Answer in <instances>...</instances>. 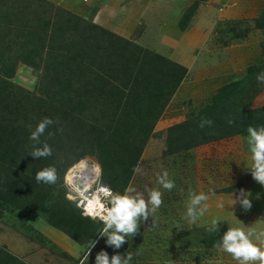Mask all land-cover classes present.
Masks as SVG:
<instances>
[{
  "label": "trees",
  "instance_id": "1",
  "mask_svg": "<svg viewBox=\"0 0 264 264\" xmlns=\"http://www.w3.org/2000/svg\"><path fill=\"white\" fill-rule=\"evenodd\" d=\"M255 22L264 29V7ZM18 64L42 72L34 96L19 94L12 82ZM261 71L263 64L249 67L242 78L220 87L194 120L173 126L177 150L264 125V109L239 105ZM186 75L184 66L48 0H0V179L15 178L9 187L2 181L4 198L28 214L37 212L42 195L35 172L52 164L62 172L85 156H94L102 166L104 183L123 192ZM46 116L59 117L64 133L48 140L52 157L33 160L27 156V125L34 127ZM205 117L214 123L201 129ZM15 263L18 259L0 248V264Z\"/></svg>",
  "mask_w": 264,
  "mask_h": 264
},
{
  "label": "rangeland",
  "instance_id": "2",
  "mask_svg": "<svg viewBox=\"0 0 264 264\" xmlns=\"http://www.w3.org/2000/svg\"><path fill=\"white\" fill-rule=\"evenodd\" d=\"M50 2L71 12L60 2ZM261 2L264 4V0ZM192 9L191 6L189 14ZM93 11L94 8H88L85 16L91 17ZM221 26L223 28L216 34L220 49H205L195 55L194 67L187 68L185 79L144 146L137 164L141 171L133 173L129 182L145 199L148 195L145 188L163 192L164 203L156 213L155 227L151 219L145 224L141 222L139 234L114 250L106 246V238L96 234L102 225L82 217L75 204L65 199L67 188L63 186V178L67 168L59 172L61 180L57 185H40L39 209L31 214L4 198L2 189L6 186L2 181L9 187L15 179L6 177L0 179V248L18 259L17 264H81L91 239L97 242L85 264H95V256L101 250L106 251L109 258L117 253L132 252L133 264H238L213 244L228 227L264 229V187L244 170L251 166L247 133L177 150L175 142L179 136L171 131L177 124L194 120L220 87L242 78L249 67L262 64L264 67V29L257 28L255 18ZM244 44L249 49H225ZM41 75L40 70L18 64L12 82L19 88V94H31V97ZM246 90L239 102L241 109H264V85L254 78ZM81 160H86L88 166L99 164L94 156H85L74 164ZM164 170L176 184L170 192L157 183V175ZM241 189L251 193L253 207L248 212H244L239 203L234 204L233 198ZM193 192L209 194L205 202L208 210L195 224H189L183 217ZM213 219L220 223L219 232L210 230ZM74 238H79L81 243ZM21 241L29 243L24 252Z\"/></svg>",
  "mask_w": 264,
  "mask_h": 264
},
{
  "label": "clouds",
  "instance_id": "3",
  "mask_svg": "<svg viewBox=\"0 0 264 264\" xmlns=\"http://www.w3.org/2000/svg\"><path fill=\"white\" fill-rule=\"evenodd\" d=\"M124 11L126 8H121V12ZM255 79L258 84L264 85V71L257 73ZM213 123V120L205 117L200 120L199 127L201 129L212 127ZM228 123L231 125L234 120H229ZM27 128L30 133L28 136L30 150L27 152V156L32 157L33 160H47L52 157L54 150L48 140L54 139L57 134L64 133L59 117L55 119L43 117L37 120L34 127L29 123ZM53 128L55 131L50 130ZM246 132L251 166L244 170L251 174L255 182L264 187V125L248 126ZM41 137H45V139L42 140ZM25 148L28 149L29 145H26ZM140 171L139 165L134 166V174ZM101 177L102 166L99 164L89 168L86 160H81L78 164L72 165L63 178V186L67 188L65 199L75 204L82 217L99 222L102 227L96 234L100 238H106L107 247L119 250L129 242V238L132 239L139 234L141 222L145 224L151 219L152 227H155L156 213L164 203L163 192L155 188H145L148 194L145 199L143 193L137 191L131 184L125 187L123 192H119L104 183ZM60 180L61 177L55 164L45 166L35 173L37 184L54 186ZM157 183L169 192L176 187L175 181L169 178L167 170L157 175ZM210 194L214 195V193ZM250 196V192L241 189L238 195L233 198L234 204L239 203L243 211L248 212L253 207ZM208 199L209 194L204 192L191 193L183 218L189 224H195L207 212L208 205L205 202ZM219 225V221L213 219L210 230L219 232ZM96 242L91 239V242L86 246L81 264L89 261L91 250L95 247ZM213 247L231 256L238 264H264V229L249 228L245 230L242 227H228L227 231L214 242ZM133 260V253L129 251L123 254H114L109 258V254L101 250L95 256V264H133Z\"/></svg>",
  "mask_w": 264,
  "mask_h": 264
},
{
  "label": "crops",
  "instance_id": "4",
  "mask_svg": "<svg viewBox=\"0 0 264 264\" xmlns=\"http://www.w3.org/2000/svg\"><path fill=\"white\" fill-rule=\"evenodd\" d=\"M49 1L60 2L74 14L90 18L95 24L110 32L156 52L189 70L194 67L193 58L198 52L205 49H220L216 34L217 30L223 28L220 27L221 24L256 18L264 5L261 0ZM194 4L196 7L188 16L185 27L181 28L183 18L187 16V12ZM257 4L258 7H256ZM91 7L94 8V11L90 13L91 17L85 16L86 10ZM121 8H126V11L121 12ZM225 49H249V47L244 44L240 47L233 46ZM27 246L29 243L21 241L22 252Z\"/></svg>",
  "mask_w": 264,
  "mask_h": 264
},
{
  "label": "bare ground",
  "instance_id": "5",
  "mask_svg": "<svg viewBox=\"0 0 264 264\" xmlns=\"http://www.w3.org/2000/svg\"><path fill=\"white\" fill-rule=\"evenodd\" d=\"M91 166H89V168H90Z\"/></svg>",
  "mask_w": 264,
  "mask_h": 264
}]
</instances>
